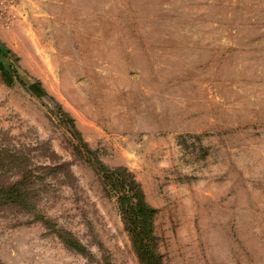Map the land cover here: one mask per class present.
<instances>
[{
    "label": "rangeland",
    "instance_id": "1",
    "mask_svg": "<svg viewBox=\"0 0 264 264\" xmlns=\"http://www.w3.org/2000/svg\"><path fill=\"white\" fill-rule=\"evenodd\" d=\"M98 161L163 264H264V0H0V264H141Z\"/></svg>",
    "mask_w": 264,
    "mask_h": 264
},
{
    "label": "trees",
    "instance_id": "2",
    "mask_svg": "<svg viewBox=\"0 0 264 264\" xmlns=\"http://www.w3.org/2000/svg\"><path fill=\"white\" fill-rule=\"evenodd\" d=\"M104 182L117 193L124 224L130 233L133 248L141 264H163L151 246V207L145 200L133 173L126 167H109L98 161L96 166ZM26 179L16 178L0 183V205L30 207ZM148 229V230H147ZM64 242L76 249L73 239ZM79 249V248H77ZM80 250V249H79Z\"/></svg>",
    "mask_w": 264,
    "mask_h": 264
}]
</instances>
